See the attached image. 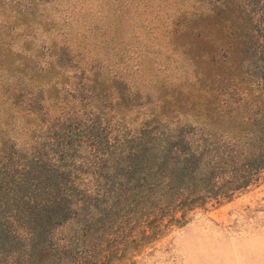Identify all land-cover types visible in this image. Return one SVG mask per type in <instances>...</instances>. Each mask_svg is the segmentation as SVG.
Returning a JSON list of instances; mask_svg holds the SVG:
<instances>
[{
    "label": "trees",
    "instance_id": "obj_1",
    "mask_svg": "<svg viewBox=\"0 0 264 264\" xmlns=\"http://www.w3.org/2000/svg\"><path fill=\"white\" fill-rule=\"evenodd\" d=\"M264 178V0H0V264H117Z\"/></svg>",
    "mask_w": 264,
    "mask_h": 264
},
{
    "label": "rangeland",
    "instance_id": "obj_2",
    "mask_svg": "<svg viewBox=\"0 0 264 264\" xmlns=\"http://www.w3.org/2000/svg\"><path fill=\"white\" fill-rule=\"evenodd\" d=\"M187 216L128 264H264V178Z\"/></svg>",
    "mask_w": 264,
    "mask_h": 264
}]
</instances>
